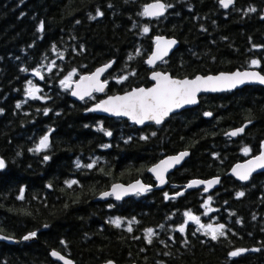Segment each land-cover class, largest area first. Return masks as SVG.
Wrapping results in <instances>:
<instances>
[{
    "label": "trees",
    "instance_id": "1",
    "mask_svg": "<svg viewBox=\"0 0 264 264\" xmlns=\"http://www.w3.org/2000/svg\"><path fill=\"white\" fill-rule=\"evenodd\" d=\"M153 1L0 0V233L20 240L0 242V264H60L52 250L75 264H264V172L246 183L227 175L264 143V86L202 94L197 106L160 125L84 114L106 95L151 85L145 60L155 35L179 41L156 67L174 77L247 67L264 74V0H234L229 8L219 0H161L172 6L163 16L139 15ZM108 62L103 96L70 98L61 80ZM36 70L43 78L34 77ZM29 81L39 89L38 99L27 95ZM245 123L241 136L227 135ZM46 134L48 148L30 151ZM244 147L251 149L248 155ZM180 151L190 155L164 189L96 200L117 182L142 179L154 186L148 168ZM217 176L220 183L209 193L190 188L173 196L189 180ZM239 192L244 195L237 197ZM209 197L212 211L205 215ZM185 212L205 226L225 225V235L212 240L195 222L185 223ZM116 219L119 227L111 223ZM146 229L153 230L151 243ZM33 232V240L21 241ZM238 249L245 251L229 256Z\"/></svg>",
    "mask_w": 264,
    "mask_h": 264
},
{
    "label": "snow or ice",
    "instance_id": "2",
    "mask_svg": "<svg viewBox=\"0 0 264 264\" xmlns=\"http://www.w3.org/2000/svg\"><path fill=\"white\" fill-rule=\"evenodd\" d=\"M234 0H219L220 5L223 8H228L232 5ZM172 7L171 5H166L162 3L161 0H155L154 3L147 4L143 7V10L139 15L145 17H160L163 16L166 9ZM248 11H255L254 8H250ZM97 16L103 15L99 10L96 13ZM79 23V21H77ZM44 25L43 22L38 27V31H43ZM149 31L148 27L143 28V33L147 34ZM176 43L175 40H168L163 37L155 38V51L151 54V56L147 59L146 63L148 65H154L156 61L163 60L165 56L168 55L169 49ZM55 49V45H53ZM139 54V50H137V55ZM62 58V56H61ZM129 59H132L130 56ZM252 66H259L258 60L251 61ZM111 64L105 65L101 68H98L94 73L81 76L80 80L76 83L75 90L72 91L73 96H78L81 100H83L86 96L91 97L93 92H103L105 90L107 81H101V75L109 68ZM25 71V69H21ZM75 73L73 70L72 73H69L63 80H61V84L64 87H68L71 81L72 75ZM34 74L39 76L40 73L38 70L34 71ZM134 75L135 73H130ZM43 78V77H41ZM152 80L155 81V85L151 88H136L131 91L125 93L124 95L110 96L106 100L101 101L96 104L93 108L88 109V111H103L109 112L116 116H127L136 124H144L145 121H153L157 125L161 124L166 117L169 116L175 109L182 108L185 105L195 104L197 102V93L199 92H208V91H222L231 88H235L238 84H243L246 81H258L261 84H264V75H260L257 72L245 71V72H235L232 74H220L216 76H200L197 75L193 79L185 78L183 80L174 79L170 77L166 73L161 72H153ZM123 79H127V77H121L117 82H121ZM29 87L26 89L27 95L32 99H38L36 96V92L39 91L35 86L32 85V82H28ZM17 108L20 107V104L16 105ZM48 110L45 109V115H47ZM206 116H210L211 113H205ZM244 128L236 129L232 132L227 133L229 136H237L242 133ZM154 134V133H153ZM105 135L111 136V132H105ZM145 138L146 137H142ZM49 136L44 135L39 144L35 149H31L30 151L41 152L44 149H47L49 146ZM107 147V145H105ZM251 151L250 148L244 147L243 152L245 155H248ZM187 152L180 153L177 156L168 157L165 160H162L159 164L155 165L153 168L149 169V171L153 172L156 175V179L160 182V184L165 183L164 173L167 172L174 165L180 164L185 156H187ZM45 160H48V156H44ZM78 168L81 166L79 163L76 165ZM5 167V162L3 159H0V169ZM88 168H92L93 164H88ZM257 168H264V143L261 145V152L258 156L249 160L246 164H238L233 168L232 172L237 178L241 181H247L253 171ZM219 180L214 179L211 181H192L187 187L191 188L198 184H206L204 191L207 192L208 188H210L213 184L218 183ZM76 181L72 180L68 182V186L71 187L75 184ZM130 189L135 190L137 193L147 191V188L144 185H141L139 181L136 184L131 185ZM128 189H123L120 185H115L113 187L112 192L102 193V196L106 197L109 195H115L116 199L119 200L122 194H126ZM176 195H182V193H177ZM244 195L243 192L237 193V197H242ZM19 199H23V189H21V195L18 197ZM165 198L168 199V194L165 193ZM211 197H209L208 201H205L204 207L207 209L205 215L208 212L212 211L211 208H208L207 205L210 202ZM184 216L187 218L185 223L188 220L195 222L200 226V229H204V234L209 235L212 240H217L219 237L225 235L224 228L225 225L219 224L215 227L209 224L207 226L200 224V218L198 216L192 215L190 212H185ZM115 226H120V220L116 219L111 221ZM131 227H129L128 231H131ZM180 233L185 231L183 225H181L177 229ZM152 229L145 230V238L148 243H151L153 236ZM36 235L35 232L29 234V236H25L24 239L27 240ZM63 243V242H62ZM254 251L256 249H253ZM244 249H238L235 251H231L229 253L230 257L239 256ZM53 257H57L58 259L64 260V264H71V261L65 260L64 257L60 256L59 253L53 251L51 253ZM111 264V262H109Z\"/></svg>",
    "mask_w": 264,
    "mask_h": 264
},
{
    "label": "water",
    "instance_id": "3",
    "mask_svg": "<svg viewBox=\"0 0 264 264\" xmlns=\"http://www.w3.org/2000/svg\"><path fill=\"white\" fill-rule=\"evenodd\" d=\"M154 2H155V1L150 2V3H154ZM161 2L164 3L163 1H161ZM150 3H148V4H150ZM233 3H234V2H233ZM146 5H147V4H146ZM230 6H231V5H230ZM230 6H229V7H230ZM229 7H228V8H229ZM165 12H166V11H165ZM164 14H165V13H164ZM160 17H161V16H160ZM146 18L149 19V20H152V19L157 18V17H146ZM158 36L163 37V38L168 39V40H175V41H176V43H175V44L169 49L168 55L165 56V57L163 58V60H165L166 58H168V57H169V56H170V55H171V54H172V53L178 48V46H179V41H178L176 38H174V37H169V36H166V35H155V36L153 37L154 44H153L152 50H151V52L149 53V55L147 56L145 62H146L147 59L151 56V54L153 53V51H155V38L158 37ZM163 60H158V61H156V63H155L154 65H151V66L148 65L147 63H146V64H147V66H148L149 68L154 69V68L156 67V65H157L158 63L162 62ZM108 64H111V67H112V62H108V63H106V64H103V65H100V66L96 67L93 71H91V72H89V73L80 74L77 78L71 80L70 83H69V86L66 87V88L69 90V96H70V98L73 99V100H75V101H78V102H81V101H83V100L89 98V97L86 96L83 100H81L78 96H73V95H72V91L75 90L76 83L80 80V77H81V76H87V75H90V74L94 73L98 68H101V67H103V66H105V65H108ZM111 67H109V68H108V69H107V70L101 75V77H100L101 81H107V80L104 79V77H105V75L107 74V72L110 70ZM238 71H239V72L252 71V72H257V73H259L260 75H264V74L261 73L258 69H254V68H251V69H243V70L236 69V70H234V71H232V72H219V73H216V74H206V75H203V74H197V75L205 76V77H206V76H209V75H211V76H216V75H220V74H232V73H235V72H238ZM153 72L166 73V74H168L170 77H172V78H174V79H179V80H183V79H185V78L193 79V78H195V77L197 76V75H195L194 77H183V78H180V77H174V76H172L169 72H164V71H162V70H154V71H152V72L150 73V75H149V79H150V81L152 82L151 85H149V86L133 87V88H131V89L125 91V92H121V93H113V94L106 95V96H104L103 98H101L99 101H97L96 103L90 105V106L84 111V114L94 113V114H96V115H99V116H105V117L125 118V119H127L131 124H135L137 127H143V126H145V125H147V124H150V123H154V124H156V123L153 122V121H145L144 124H136V123H134L131 119H129L127 116H116V115H113V114H111V113H109V112H103V111H88V109L93 108L96 104L100 103V102L103 101V100H106V99H107L108 97H110V96L124 95L125 93L131 91L132 89H136V88H146V89H147V88H151V87H153V86L155 85V81L152 80V78H151ZM33 75H34V77H36V78H38V79L41 78V74H40L39 76H37V75H35V74L33 73ZM247 85H260V86H264V84H261V83H259L258 81H246V82L243 83V84H238L235 88H231V89H227V90L215 91V92H213V91L199 92V93H197V97H196L197 102H196L195 104L185 105V106H183L182 108L175 109L172 113L169 114L168 117H166V118L164 119V121H165L167 118H169L171 115H173V114H176V113H179V112H181V111H183V110H185V109H189V108H192V107L197 106V105L199 104V97H200V95H202V94H214V93L228 92V91H233V90H236V89H238V88H241V87H244V86H247ZM107 88H108V81H107V84H106L105 90H104L103 92H93L92 95H93V94H97V95L102 96V95H104V94L107 92ZM92 95H91V96H92ZM208 117H210V116H208ZM164 121H163V122H164ZM163 122H162V123H163ZM162 123H161V124H162ZM156 125H157V124H156ZM159 125H160V124H159ZM248 126H249V123H245V124H243V125L240 126V127L230 129L227 133L232 132V131H234V130H236V129H239V128H242V127L244 128V131H245V129H246ZM244 131H243L242 133L238 134L237 136H241V135L244 133ZM228 136H229V135H228ZM237 136H234V137H237ZM230 137H232V136H230ZM183 152H187L188 155L185 156V157L183 158V160L180 162V164H178V165H174L172 168H170L167 172L164 173L165 183H164V184H160V182L156 179V175H155L153 172L149 171V169H151V168H153L155 165L159 164L162 160H165V159H167L168 157L177 156V155H179L180 153H183ZM260 152H261V151H260ZM260 152H259L258 154H256V155H254V156H251V157L245 159L244 161H241V162L235 163V164L230 168V170L228 171L227 175H230V176L234 177L236 180H238V181H240V182L246 183V182L249 181V179H250V177H251L252 175H254V174H256V173H259V172H264V168H257L255 171H253V172L251 173V175H250V177H249V179H248L247 181H241V180H239V179L237 178V176H235V175L233 174V172H232L233 168H235L236 165H238V164H246L249 160H251V159H253L254 157L258 156V155L260 154ZM189 155H190V152H189V151H180V152L175 153V154H171V155L164 156V157H162L160 160H158L155 164H153L152 166H150V167L148 168V173L154 178V181L156 182V184H155L154 186L149 185V184H146L142 179L134 180V181H131V182H129V183L117 182V183L112 184V185L110 186V188H109L107 191H105V192H112V191H113V187H114L115 185H120L123 189H128L127 193H126V194H122V195H121V198H120L119 200L116 199L115 195H109V196H106V197L102 196V193H105V192H102V193L96 198V200H98V201H106V200H108L110 197H112L113 200H115V201H122V200H124V199H126V198L132 197V196L137 195V194H145L147 191H149V190H151V189H156V190L163 189V188L167 185V183H168V176H169V174H171L176 168H178V167H179V166H180V165H181V164H182V163H183V162L189 157ZM0 159H1V158H0ZM217 178H218L219 182L216 183V184H213L210 188H208V191H207V192L204 191L205 193H209V192L213 191L214 189H216V188L218 187V185H219V183H220V180H221V177L217 176V177H212V178H208V179H192V180H190V181L186 184L185 188L181 191V193H182L184 190L189 189V188L187 187V185H188L190 182H192V181H204V182H207V181H211V180H214V179H217ZM137 181H139L141 185H144V186L147 188V191H143V192L137 193L135 190L130 189V186L136 184ZM206 186H207L206 184H198V185L193 186V187H191V188H204V189H205ZM28 236H29V235H28ZM34 238H35V237H31V238L25 240L24 237H23V238L21 239V241H29V240H33ZM19 241H20V240H18V239H15V238H13V237L6 236V235L0 233V242H5V243H8V244H17V243H19ZM53 251L59 253L60 256H62V257L65 258V260H69V261H71V264H75V263L73 262L72 259H70L68 256L62 254L61 252H59V251H57V250H52V251L50 252V256H51L52 260H54V261H56V262H58V263H60V264H64V260L58 259L57 257H53V256L51 255V253H52ZM109 262H111V264H117V263L114 262V261H106V262H103V263H100V264H109ZM131 264H136V263H131Z\"/></svg>",
    "mask_w": 264,
    "mask_h": 264
},
{
    "label": "flooded vegetation",
    "instance_id": "4",
    "mask_svg": "<svg viewBox=\"0 0 264 264\" xmlns=\"http://www.w3.org/2000/svg\"><path fill=\"white\" fill-rule=\"evenodd\" d=\"M263 11H264V9H263ZM247 68H257V67H247ZM247 68H235V69H233V70H231V71H219V72H232V71H234V70H236V69L243 70V69H247ZM155 70H159V69L155 68ZM258 70H259V69H258ZM151 72H152V71H151ZM219 72H216V73H219ZM216 73H209V74H216ZM203 75H206V74H203ZM193 77H194V76H193ZM247 86H251V85H247ZM244 87H245V86H244ZM241 88H243V87H241ZM241 88H238V89H241ZM238 89H236V90H238ZM233 91H235V90H233ZM228 92H232V91H228ZM228 92H227V93H228ZM221 93H226V92H221ZM221 93H214V94H221ZM179 113H180V112H179ZM176 114H178V113H176ZM173 115H175V114H173ZM171 116H172V115H171ZM259 152H260V151H259ZM257 154H258V153H257ZM255 155H256V154H255ZM252 156H254V155H252ZM249 157H250V156H249ZM249 157H248V158H249ZM183 163H184V162H183ZM183 163H182V164H183ZM182 164H181V165H182ZM181 165H180V166H181ZM180 166H179V167H180ZM179 167H178V168H179ZM178 168H176L175 170H177ZM175 170H174V171H175ZM174 171H173V172H174ZM173 172H172V173H173ZM172 173H171V174H172ZM171 174H169V176H170ZM169 176H168V183H169ZM153 179H154V178H153ZM189 181H190V180H189ZM189 181H188V182H189ZM188 182H187V183H188ZM168 183H167V185H168ZM187 183H186V184H187ZM155 184H156V182H155ZM167 185H166V186H167ZM166 186H165V187H166ZM185 186H186V185H185ZM165 187H164V188H165ZM164 188H163V189H164ZM184 188H185V187H184ZM189 189H190V188H189ZM160 190H162V189H160ZM182 190H183V189H182ZM182 190H180L178 193H181ZM186 190H188V189H186ZM184 191H185V190H184ZM184 191L182 192V194L184 193ZM173 196L176 197V196H178V195L174 194Z\"/></svg>",
    "mask_w": 264,
    "mask_h": 264
},
{
    "label": "rangeland",
    "instance_id": "5",
    "mask_svg": "<svg viewBox=\"0 0 264 264\" xmlns=\"http://www.w3.org/2000/svg\"><path fill=\"white\" fill-rule=\"evenodd\" d=\"M75 77H76V76L72 75L71 80L74 79ZM35 87L37 88V86H35ZM37 89H38V88H37ZM37 92H38V91H37ZM37 92H36V95L38 94Z\"/></svg>",
    "mask_w": 264,
    "mask_h": 264
},
{
    "label": "bare ground",
    "instance_id": "6",
    "mask_svg": "<svg viewBox=\"0 0 264 264\" xmlns=\"http://www.w3.org/2000/svg\"><path fill=\"white\" fill-rule=\"evenodd\" d=\"M149 20V19H148ZM260 151H261V149H260Z\"/></svg>",
    "mask_w": 264,
    "mask_h": 264
}]
</instances>
